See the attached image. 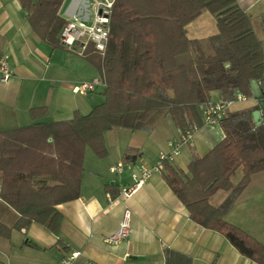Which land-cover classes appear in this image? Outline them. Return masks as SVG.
I'll use <instances>...</instances> for the list:
<instances>
[{
  "label": "trees",
  "instance_id": "trees-1",
  "mask_svg": "<svg viewBox=\"0 0 264 264\" xmlns=\"http://www.w3.org/2000/svg\"><path fill=\"white\" fill-rule=\"evenodd\" d=\"M64 1L19 0L32 31L53 48L60 47L58 34L66 24L59 16ZM204 10L214 17L217 34L205 41L188 40L186 25ZM109 27L104 56L91 47L83 54L103 80L102 104L69 121L0 132V200L19 216L12 228L0 225V236L8 239L12 229L34 223L57 235L62 215L55 207L80 197L86 147L99 159L107 157L105 132L150 133L169 116L184 133L201 126L212 91L226 98L236 92L251 97V81L264 76L262 43L235 0H115ZM188 54V60L179 59ZM254 111L257 106L230 113L220 123L224 138L204 157L192 158L189 176L166 164L165 179L191 221L222 235L245 258L264 264V245L226 222L251 176L264 171V124L254 125ZM31 114L44 117L46 110ZM140 155L127 148L122 163ZM240 168L242 177L232 185ZM219 190L229 195L212 207L209 199ZM164 264L191 261L165 250Z\"/></svg>",
  "mask_w": 264,
  "mask_h": 264
},
{
  "label": "crops",
  "instance_id": "crops-1",
  "mask_svg": "<svg viewBox=\"0 0 264 264\" xmlns=\"http://www.w3.org/2000/svg\"><path fill=\"white\" fill-rule=\"evenodd\" d=\"M235 2L248 17L264 54V0ZM88 6L86 0H68L59 16L66 22L74 18L88 22ZM185 30L188 40L205 41L217 34L215 19L206 10ZM59 45L53 48L32 31L19 0H0V55L13 70L10 81L0 82V132L69 121L75 113L85 116L105 101L104 83L89 94L73 91L82 82L102 78L78 50L70 51L60 42ZM190 57L192 54L179 59ZM262 89L264 76L259 82L251 81V97L245 95L247 102L236 103L230 113L257 106L264 124ZM229 98L218 91L210 93V103ZM34 109H45L46 115L34 119ZM190 129L194 130L191 143H181L179 156L169 164L186 176L192 158L204 157L224 138L220 124H201ZM182 134L169 116L162 117L150 133L121 128L105 132L107 157L99 159L86 147L80 197L55 207L62 215L57 235L35 223L27 229H12L8 239L0 236V264H58L71 252L79 253L74 264H164L165 250L188 257L191 264H256L240 255L222 235L190 220L166 182L165 169L163 174L153 175L132 198L120 196V189L130 183L129 170L114 175L110 168L122 163L125 149H136L141 154L128 164H150L159 152L169 151L168 142H178ZM241 177L240 168L231 177L232 185ZM228 195V191L219 190L210 197L209 204L218 207ZM124 211L130 213L131 237L114 245L106 243L118 230ZM18 218L0 200V225L12 228ZM226 222L264 245V171L251 176Z\"/></svg>",
  "mask_w": 264,
  "mask_h": 264
},
{
  "label": "built area",
  "instance_id": "built-area-1",
  "mask_svg": "<svg viewBox=\"0 0 264 264\" xmlns=\"http://www.w3.org/2000/svg\"><path fill=\"white\" fill-rule=\"evenodd\" d=\"M91 7L90 23L74 18L62 27L59 33L60 44L70 50H78L81 56L88 47L104 56L110 35V15L115 0H86ZM13 77V70L7 59L0 55V82L6 83ZM103 85L100 78H94L89 82H82L74 87L73 91L79 94H89L94 92L98 87ZM248 98L236 92L231 98L221 100L215 103H208L202 110L203 125H217L227 118L231 109L236 103H246ZM193 129L183 133L178 142H168L169 151L159 152L153 163L150 164H127L119 163L110 168V172L114 175L122 174L125 169L129 170L130 183L120 189V196L124 199L132 198L142 186L155 174L164 173L165 165L172 164L180 154L181 143H191L193 137ZM130 225V213L124 211L122 221L118 230L109 236L105 242L111 245L128 240L132 235ZM78 252H71L69 255L61 259L58 264H74L78 258Z\"/></svg>",
  "mask_w": 264,
  "mask_h": 264
},
{
  "label": "water",
  "instance_id": "water-1",
  "mask_svg": "<svg viewBox=\"0 0 264 264\" xmlns=\"http://www.w3.org/2000/svg\"><path fill=\"white\" fill-rule=\"evenodd\" d=\"M253 122L255 126H260L263 124L262 119H260V113L259 111H254L252 114Z\"/></svg>",
  "mask_w": 264,
  "mask_h": 264
},
{
  "label": "rangeland",
  "instance_id": "rangeland-1",
  "mask_svg": "<svg viewBox=\"0 0 264 264\" xmlns=\"http://www.w3.org/2000/svg\"><path fill=\"white\" fill-rule=\"evenodd\" d=\"M67 1L68 0H65L64 1L63 5H62L63 8L65 7V4L67 3ZM98 1H103V0H98ZM88 11H89V13H88L89 14V16H88V23H90V18H91V7H90V5L88 6ZM66 19L68 20V17Z\"/></svg>",
  "mask_w": 264,
  "mask_h": 264
}]
</instances>
